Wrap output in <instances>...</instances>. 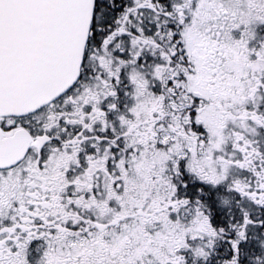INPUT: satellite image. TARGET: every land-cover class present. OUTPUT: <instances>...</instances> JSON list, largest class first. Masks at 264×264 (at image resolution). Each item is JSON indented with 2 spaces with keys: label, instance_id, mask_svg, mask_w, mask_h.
I'll list each match as a JSON object with an SVG mask.
<instances>
[{
  "label": "snow or ice",
  "instance_id": "1",
  "mask_svg": "<svg viewBox=\"0 0 264 264\" xmlns=\"http://www.w3.org/2000/svg\"><path fill=\"white\" fill-rule=\"evenodd\" d=\"M0 264H264V0H0Z\"/></svg>",
  "mask_w": 264,
  "mask_h": 264
}]
</instances>
